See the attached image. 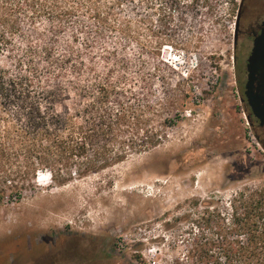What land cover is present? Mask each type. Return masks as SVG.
<instances>
[{
  "label": "rangeland",
  "instance_id": "obj_1",
  "mask_svg": "<svg viewBox=\"0 0 264 264\" xmlns=\"http://www.w3.org/2000/svg\"><path fill=\"white\" fill-rule=\"evenodd\" d=\"M91 1L108 19L102 29L41 21L13 52L31 45L42 79L58 73L45 48L56 63L84 60L121 78L131 97L166 99L173 122L155 149L63 186L38 168L20 199L0 203V264H193L194 221L264 187L260 132L245 118L232 63L242 0ZM247 1L250 15L260 4Z\"/></svg>",
  "mask_w": 264,
  "mask_h": 264
},
{
  "label": "trees",
  "instance_id": "obj_2",
  "mask_svg": "<svg viewBox=\"0 0 264 264\" xmlns=\"http://www.w3.org/2000/svg\"><path fill=\"white\" fill-rule=\"evenodd\" d=\"M41 21L93 22L98 29L108 23L91 0H0V203L20 199L38 168L63 186L155 149L173 122L166 99L131 97L121 78L97 74L81 59L51 61L49 48L46 65L58 73L38 77L36 50L22 39V53L13 51L15 39ZM194 222L193 264H264V187L243 188L225 211H206Z\"/></svg>",
  "mask_w": 264,
  "mask_h": 264
},
{
  "label": "flooded vegetation",
  "instance_id": "obj_3",
  "mask_svg": "<svg viewBox=\"0 0 264 264\" xmlns=\"http://www.w3.org/2000/svg\"><path fill=\"white\" fill-rule=\"evenodd\" d=\"M247 2V0H242L240 5L238 28L233 40L232 63L234 69L238 66L236 80L241 93L240 103L245 110V118L253 129L260 132L258 138L264 142V53L253 62L250 73L248 70L255 40L260 37L264 40V0H252L260 5L257 6L258 10L255 9L250 15L246 14L244 3ZM253 109H256L263 117L262 124L255 116Z\"/></svg>",
  "mask_w": 264,
  "mask_h": 264
},
{
  "label": "water",
  "instance_id": "obj_4",
  "mask_svg": "<svg viewBox=\"0 0 264 264\" xmlns=\"http://www.w3.org/2000/svg\"><path fill=\"white\" fill-rule=\"evenodd\" d=\"M238 21H239V10L237 12L236 18H235V23H234V39L236 37V32H237V28H238ZM264 53V40L263 37H260L258 39L255 40L254 43V47H253V53H252V57L249 59V73H250V68L252 67L253 62L258 59L259 56L263 55ZM250 84V82H249ZM248 88V86H247ZM248 95V93H246ZM257 99L260 100V97L257 96ZM255 116L261 121V124L263 122V117L258 113V111L256 109H253Z\"/></svg>",
  "mask_w": 264,
  "mask_h": 264
}]
</instances>
